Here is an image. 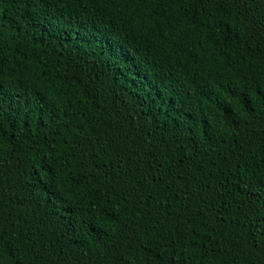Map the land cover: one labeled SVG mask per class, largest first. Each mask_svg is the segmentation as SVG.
Instances as JSON below:
<instances>
[{"label":"trees","instance_id":"1","mask_svg":"<svg viewBox=\"0 0 264 264\" xmlns=\"http://www.w3.org/2000/svg\"><path fill=\"white\" fill-rule=\"evenodd\" d=\"M0 264H264V0H0Z\"/></svg>","mask_w":264,"mask_h":264},{"label":"snow or ice","instance_id":"2","mask_svg":"<svg viewBox=\"0 0 264 264\" xmlns=\"http://www.w3.org/2000/svg\"><path fill=\"white\" fill-rule=\"evenodd\" d=\"M193 2H195V0H193Z\"/></svg>","mask_w":264,"mask_h":264}]
</instances>
